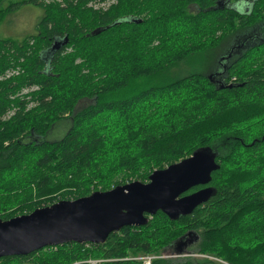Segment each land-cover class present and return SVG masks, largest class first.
Returning <instances> with one entry per match:
<instances>
[{
    "label": "trees",
    "instance_id": "obj_1",
    "mask_svg": "<svg viewBox=\"0 0 264 264\" xmlns=\"http://www.w3.org/2000/svg\"><path fill=\"white\" fill-rule=\"evenodd\" d=\"M4 1L0 25L26 5L44 16L21 42L0 36V78L18 72L0 80L1 220L147 183L204 148L219 169L191 215L0 264H264V0Z\"/></svg>",
    "mask_w": 264,
    "mask_h": 264
},
{
    "label": "water",
    "instance_id": "obj_2",
    "mask_svg": "<svg viewBox=\"0 0 264 264\" xmlns=\"http://www.w3.org/2000/svg\"><path fill=\"white\" fill-rule=\"evenodd\" d=\"M216 156L210 148L200 149L179 163L156 170L147 183L134 181L10 220L0 219V259L26 257L69 243L103 244L112 233L143 226L158 212L171 220L191 215L215 193L209 185L219 169ZM200 186L204 188L187 194Z\"/></svg>",
    "mask_w": 264,
    "mask_h": 264
},
{
    "label": "rangeland",
    "instance_id": "obj_3",
    "mask_svg": "<svg viewBox=\"0 0 264 264\" xmlns=\"http://www.w3.org/2000/svg\"><path fill=\"white\" fill-rule=\"evenodd\" d=\"M24 0H5L3 3V7H7L12 3L21 2ZM45 1V0H44ZM53 1H60V0H51L46 3H50ZM110 6V3L103 4L101 6H95L96 8H108ZM239 7H236L240 11H246V8L244 5H238ZM44 16V11L40 7H36L33 5H26L21 7L19 10L14 12L12 15H10L4 23L0 25V36L3 38H14L18 40L19 42L23 41L28 36H31L33 34L37 33V27L40 22V20ZM7 73V72H6ZM5 73V75H6ZM4 75V76H5ZM1 77L0 80L6 79ZM16 76V75H15ZM35 89V88H34ZM34 89L25 90L23 93L25 94L26 91H32ZM87 101L82 102L79 105V109L87 105ZM70 128V122L68 120H65L63 122H60L56 124L52 130V132L48 135V140L50 141H56L61 139L69 130ZM193 242V241H192ZM196 243V242H195ZM195 243H192L194 245ZM187 248L182 249L181 252H178L177 248H174L175 255H172L173 257H180L182 254L186 253ZM186 250V251H185ZM169 255V253H167ZM144 257L138 258L142 259ZM94 263V262H93ZM145 264V261H144Z\"/></svg>",
    "mask_w": 264,
    "mask_h": 264
},
{
    "label": "built area",
    "instance_id": "obj_4",
    "mask_svg": "<svg viewBox=\"0 0 264 264\" xmlns=\"http://www.w3.org/2000/svg\"><path fill=\"white\" fill-rule=\"evenodd\" d=\"M46 2L51 1V0H45ZM15 75H18V72L15 70H9L7 71L6 75L4 76V78L9 79ZM28 93V91L25 92V94ZM145 261V264H151L152 258L151 257H146V258H142Z\"/></svg>",
    "mask_w": 264,
    "mask_h": 264
},
{
    "label": "flooded vegetation",
    "instance_id": "obj_5",
    "mask_svg": "<svg viewBox=\"0 0 264 264\" xmlns=\"http://www.w3.org/2000/svg\"><path fill=\"white\" fill-rule=\"evenodd\" d=\"M183 247V246H182Z\"/></svg>",
    "mask_w": 264,
    "mask_h": 264
}]
</instances>
